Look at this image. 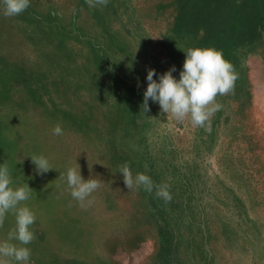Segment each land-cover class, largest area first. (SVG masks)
Listing matches in <instances>:
<instances>
[{
    "label": "rangeland",
    "instance_id": "rangeland-1",
    "mask_svg": "<svg viewBox=\"0 0 264 264\" xmlns=\"http://www.w3.org/2000/svg\"><path fill=\"white\" fill-rule=\"evenodd\" d=\"M197 46L222 51L237 75L210 128L151 100L145 113L147 70L175 65L179 78L180 48ZM38 154L53 169L37 174ZM0 163L32 188L29 264H264V0H30L0 12ZM125 163L171 201L129 190ZM68 167L100 183L85 207L59 176ZM14 227L6 215L0 240Z\"/></svg>",
    "mask_w": 264,
    "mask_h": 264
},
{
    "label": "clouds",
    "instance_id": "clouds-1",
    "mask_svg": "<svg viewBox=\"0 0 264 264\" xmlns=\"http://www.w3.org/2000/svg\"><path fill=\"white\" fill-rule=\"evenodd\" d=\"M107 2L108 0H86L89 7ZM29 6L30 0H0V12L7 17L19 15ZM180 49L185 52L186 57L179 78L173 75L176 71L175 65L159 74L158 78H154L157 76L155 69L147 70L145 78L147 87L143 92L142 110L145 113L149 110L151 100L160 106L166 117L171 115L181 122L185 118H190L194 127H204L207 130L210 128L211 116L221 108V105L215 102V98L233 90L237 75L222 51L214 47ZM52 133L60 136L63 129L57 124ZM29 156L37 174L53 169L45 155ZM119 173L129 190L135 187L151 193L155 188L157 197L165 202L171 201L172 195L166 184L155 185L151 177L145 173H137L133 177L127 163L120 167ZM59 176L65 178L72 199L81 207L91 203L89 198L100 187L96 178L85 179L81 175V170L73 167L60 172ZM31 190L28 183H15L10 168L5 163H0V225L3 224L6 215L11 214L15 217V227L9 231L6 240H0V264H10L5 258H11L15 264H29L31 249L27 245L34 239L31 226L36 221V215L22 202L30 199Z\"/></svg>",
    "mask_w": 264,
    "mask_h": 264
},
{
    "label": "bare ground",
    "instance_id": "bare-ground-1",
    "mask_svg": "<svg viewBox=\"0 0 264 264\" xmlns=\"http://www.w3.org/2000/svg\"><path fill=\"white\" fill-rule=\"evenodd\" d=\"M8 221V220H7Z\"/></svg>",
    "mask_w": 264,
    "mask_h": 264
}]
</instances>
